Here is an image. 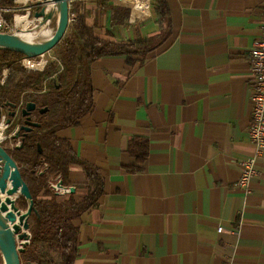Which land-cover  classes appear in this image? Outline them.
<instances>
[{
	"label": "crops",
	"instance_id": "obj_1",
	"mask_svg": "<svg viewBox=\"0 0 264 264\" xmlns=\"http://www.w3.org/2000/svg\"><path fill=\"white\" fill-rule=\"evenodd\" d=\"M35 1L15 3L34 10ZM83 1L103 37L108 29L118 41L146 39L166 27L153 7L134 17L149 13L141 0H126L134 15L120 0L105 12ZM166 2L171 28L160 47L142 62L125 54L93 62L92 109L58 132L104 179L97 205L74 221L75 264H264V154L247 186L238 184L239 163L254 152L249 49L262 34L263 0ZM114 10L127 19L115 23ZM86 177L75 166L71 186Z\"/></svg>",
	"mask_w": 264,
	"mask_h": 264
},
{
	"label": "trees",
	"instance_id": "obj_2",
	"mask_svg": "<svg viewBox=\"0 0 264 264\" xmlns=\"http://www.w3.org/2000/svg\"><path fill=\"white\" fill-rule=\"evenodd\" d=\"M97 3L103 12L111 6L109 0H97ZM0 5L11 6L14 2L0 0ZM152 7L158 23L166 26L163 32L146 39L118 41L108 29L104 37L97 34L101 27L97 20L88 24L84 1H74L70 9L73 20L62 40L51 50L53 58L43 70L26 68L23 53L0 47V108L8 115L33 102L36 109L31 112L30 121L39 123L30 131H21L18 138L21 145L8 150L30 188L36 207L29 218L32 241L21 254L24 263L75 264L80 231L74 221L97 205L104 194V179L97 167L75 153L70 139L60 137L58 132L77 125L92 109L93 62L120 54L127 56L128 63L142 62L149 52L160 47L170 33L171 13L166 0H151ZM127 15L128 12L122 16L114 10L113 21H125ZM28 59L38 61L40 57ZM42 109L47 111L41 113ZM22 120L19 114L6 129L12 133ZM133 144L139 152L137 159L143 161L146 142ZM75 166L84 170L86 182L75 186L74 193L58 194L51 183L61 180L71 187L70 174ZM78 188L85 189L83 199L78 197ZM19 204L26 206L22 197Z\"/></svg>",
	"mask_w": 264,
	"mask_h": 264
},
{
	"label": "water",
	"instance_id": "obj_3",
	"mask_svg": "<svg viewBox=\"0 0 264 264\" xmlns=\"http://www.w3.org/2000/svg\"><path fill=\"white\" fill-rule=\"evenodd\" d=\"M11 1L17 2L18 0ZM35 8V17L39 21L32 27L34 31L52 20L55 10L58 12V22L54 33L44 41L26 42L18 38L14 32H0V47L21 52L25 58L41 57V61H43V57L51 52L65 35L70 24V7L68 0H36ZM35 109L36 104L33 102L23 107L20 111L23 120L7 136L5 129L19 114L17 111H13L5 115L0 108V124H3L1 131L3 136L0 137V191L7 194L4 200L0 197V256L4 264H34L24 263L21 259V254L31 244L33 237L30 231L29 218L31 213L36 210L34 198L17 163L9 154L8 150L11 148L6 146L4 139L6 137L18 139L21 131H30L32 126H38L39 123L30 121V114ZM46 111L47 109H42L41 113ZM20 145L21 142L16 146ZM8 182L11 184L9 188ZM58 186L69 188L71 193L76 192V187H67L62 181L58 182ZM20 197L23 198L26 205L24 211L17 205V199Z\"/></svg>",
	"mask_w": 264,
	"mask_h": 264
},
{
	"label": "built area",
	"instance_id": "obj_4",
	"mask_svg": "<svg viewBox=\"0 0 264 264\" xmlns=\"http://www.w3.org/2000/svg\"><path fill=\"white\" fill-rule=\"evenodd\" d=\"M76 0H68L69 7L71 9L72 3ZM121 3L128 6L132 14L134 15V7L133 5L126 0H120ZM136 2V0H133ZM145 5L148 8L147 15H137L134 16L138 20H144L151 16V0H144ZM264 3V0H263ZM36 7V1L32 5ZM10 9V8H9ZM14 8L13 10H15ZM3 10H7V8H0V12ZM73 20V17L70 14V22ZM15 30L14 24L7 21L3 17H0V32L11 33ZM249 59L251 61V74H252V92H251V102H252V116L251 123L248 129L250 140L254 145L253 155L246 157L241 160L240 169V179L238 181L239 186L246 187L248 182L256 175V164L258 158L264 154V23L262 27L261 36L256 39L249 49ZM23 64L33 69V67H29L25 61L36 62L35 60H30L28 58H23ZM45 67V65H44ZM39 70H43L44 68H36ZM24 106H20L18 108V114H20L21 109ZM20 144V140L9 148H14L16 145ZM61 180H58V182ZM58 182L51 183V186L58 194H67L70 193L69 188H60L58 186ZM219 231H222V227H219Z\"/></svg>",
	"mask_w": 264,
	"mask_h": 264
},
{
	"label": "rangeland",
	"instance_id": "obj_5",
	"mask_svg": "<svg viewBox=\"0 0 264 264\" xmlns=\"http://www.w3.org/2000/svg\"><path fill=\"white\" fill-rule=\"evenodd\" d=\"M0 8H7V10L1 11V14H2L1 17L6 19L7 21L11 22L12 24H14L15 30L12 31V32H21L22 31L21 33H19L20 35L26 36L28 38H33L34 37V40H36V41L37 40L44 41L49 36H51L54 33L55 29H56L57 22H58V12H56V10H55V15H54L53 19L50 20L46 25H43L42 27H40V28L36 29L35 31H33V33H34V35H33L32 32H29L28 30L30 28H32L39 21L35 17V12H34L35 9L34 10L33 9L25 10V9H23V7H20V5L15 3V2H14V5H11V6H2V5H0ZM14 8H16V9L13 10ZM28 12H31V17L30 18L28 17ZM17 16H26L27 20L30 21V23H29L27 28L23 27L22 24L17 23V21H16V17ZM9 17H12V18L9 19ZM44 29L46 30V33L43 32ZM43 58L45 59L46 63L48 61L52 60V58H53L52 52L46 54ZM41 60H42V58L40 57V60H38L37 62H40ZM29 65H31V64H29ZM31 67H38V66H34L32 64ZM26 68H28V67H26ZM28 69H31V68H28ZM35 70H39V69H35ZM4 74H6V71L4 72ZM5 115H7V114H5ZM5 131H7L5 133V135L9 136L11 134L10 133L11 131H9V130L5 129ZM4 142H5V144H7L6 146L12 147L18 142V139H17V141H14L10 137H7L6 139H4ZM0 264H4L1 256H0Z\"/></svg>",
	"mask_w": 264,
	"mask_h": 264
},
{
	"label": "bare ground",
	"instance_id": "obj_6",
	"mask_svg": "<svg viewBox=\"0 0 264 264\" xmlns=\"http://www.w3.org/2000/svg\"><path fill=\"white\" fill-rule=\"evenodd\" d=\"M142 2H144V0H141ZM16 21H17V23H19V24H22L23 25V27H25V28H27L28 27V25H29V23H30V21H28L27 20V18H26V16H17L16 17ZM26 30V29H25ZM29 32H32V34L34 35V33H33V31H34V29L33 28H30L29 30H28ZM22 32V31H21ZM21 32H14L15 33V35L18 37V38H20V39H22V40H24V41H26V42H40V40H34V37L33 38H28V37H26V36H23V35H20L19 33H21ZM44 33H46V30L44 29V31H43ZM27 64V63H26ZM28 66H31V65H29V64H27ZM2 129H3V124H0V137H2L3 135H2Z\"/></svg>",
	"mask_w": 264,
	"mask_h": 264
},
{
	"label": "flooded vegetation",
	"instance_id": "obj_7",
	"mask_svg": "<svg viewBox=\"0 0 264 264\" xmlns=\"http://www.w3.org/2000/svg\"><path fill=\"white\" fill-rule=\"evenodd\" d=\"M32 8H34V9H36L35 7H32ZM5 133H6V131H5ZM7 138V137H6ZM14 141H17V139H13Z\"/></svg>",
	"mask_w": 264,
	"mask_h": 264
}]
</instances>
